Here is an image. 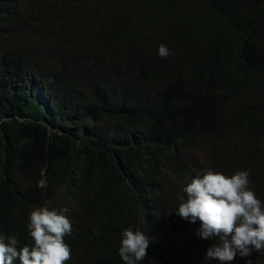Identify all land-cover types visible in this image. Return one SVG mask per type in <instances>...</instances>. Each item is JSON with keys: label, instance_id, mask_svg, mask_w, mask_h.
Listing matches in <instances>:
<instances>
[{"label": "trees", "instance_id": "trees-1", "mask_svg": "<svg viewBox=\"0 0 264 264\" xmlns=\"http://www.w3.org/2000/svg\"><path fill=\"white\" fill-rule=\"evenodd\" d=\"M204 169L264 204V0H0V233L50 205L69 264H125V228L137 264H221L176 211Z\"/></svg>", "mask_w": 264, "mask_h": 264}, {"label": "clouds", "instance_id": "clouds-1", "mask_svg": "<svg viewBox=\"0 0 264 264\" xmlns=\"http://www.w3.org/2000/svg\"><path fill=\"white\" fill-rule=\"evenodd\" d=\"M161 57L170 52L166 45L158 48ZM249 173L236 171L226 175L204 169L186 185L187 199L179 204L177 214L192 223L200 222L197 235L203 239L218 237L207 248L206 260L228 264L237 254L249 256L264 250V204L249 186ZM32 245L18 247L15 235L0 233V264H69L71 248L64 237L72 231L69 218L50 205L35 207L28 224ZM150 240L144 232L125 228L119 255L125 264H137L147 255Z\"/></svg>", "mask_w": 264, "mask_h": 264}]
</instances>
